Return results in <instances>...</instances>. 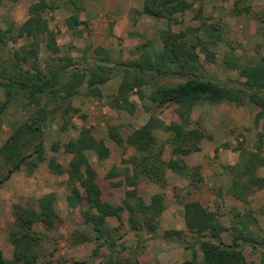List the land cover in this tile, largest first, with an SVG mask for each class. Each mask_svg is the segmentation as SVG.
I'll return each instance as SVG.
<instances>
[{"label": "trees", "instance_id": "1", "mask_svg": "<svg viewBox=\"0 0 264 264\" xmlns=\"http://www.w3.org/2000/svg\"><path fill=\"white\" fill-rule=\"evenodd\" d=\"M18 2L19 0H9ZM55 0H37L29 7V17L21 25L13 24L7 29L0 25V90L5 100L0 104V117L18 96L23 97L27 106H33L30 118L19 123L0 148L4 174L0 176V189L24 166L37 168L47 161L45 150V128L48 122L59 115L66 123L65 129L72 126L71 115L79 112L71 105L72 97L86 86V95L102 98L101 86L106 84L114 73L122 72V81L111 106L118 110L134 111L130 101L132 94L140 99L148 98L155 108L176 106L179 109L180 122L166 124L157 116H151L140 130H134L124 136L117 126L108 128L109 138L120 147H132L135 154L125 160L127 166L122 172L111 171L107 178L123 177L115 185H126L125 198L121 204H112L105 198V191L98 180V173L92 166L88 152L96 153L99 160L110 156L105 141L98 139L92 128L82 127L78 138L60 145H52V151L60 149L70 154L68 166L61 164L57 157L50 160V169L54 174L67 175L66 201L70 211L84 208L82 227L75 233L74 244L95 243V253L108 248L111 254L102 264H140L138 252L129 249L133 258H122L113 251L124 238L123 213L128 212L130 231L136 234L146 233L151 239L179 242L185 247L198 246L202 253L203 264H247V258L240 240L250 242L247 234L240 233L238 226L232 243L222 241V233L229 229L218 221L216 211L210 210L198 200L183 203L185 230L170 229L159 234L161 215L166 210L165 195L157 193L149 202L140 194L139 186L143 180L151 181L161 188L167 185V170L181 177L191 178L195 186L200 180V168L189 167L184 157L200 151L201 142L209 137L199 125L191 126V116L195 107L206 103H229L241 106L249 103L259 109L257 120L264 115V56L256 62L240 64L227 57L225 64L238 72L239 80H204L198 77L204 63H214L216 52L212 49L222 36L214 30H206L208 40L199 35L200 28H186L175 32L172 26L181 22L180 16L193 8L188 0H145L139 13L156 19H166L168 28L160 32L162 48L155 50L152 42H146L135 48L137 57L128 62H119L108 66L109 56L98 48L96 53L104 55L100 63L93 62L85 68H79L74 58L61 57L58 44V31L51 30L46 14L55 8ZM70 4L78 10L77 0ZM58 7V6H57ZM72 30L83 25L78 15H72L65 21ZM21 39L26 44L5 57L8 43ZM46 43L50 60L41 66L40 53L42 43ZM4 55V56H3ZM202 57L203 60H202ZM145 88L150 91L148 94ZM156 130L170 133L167 143L171 146V158L164 159L165 145H159ZM217 150V149H216ZM241 161L231 168L233 183L229 193L244 200V192L252 188L261 189L264 180L257 176V170L264 166V132L258 134L254 151L248 155L241 153ZM58 195L49 192L37 201V208L17 206L14 211L15 225L10 231V243L13 247L12 259H6L0 252V264H41L46 258L43 234L36 230L38 225L53 229L60 221L57 211ZM119 225L111 226L110 220ZM192 234L193 241H185ZM53 255V253L51 254ZM191 264V262H189ZM264 264V260L261 262Z\"/></svg>", "mask_w": 264, "mask_h": 264}, {"label": "rangeland", "instance_id": "2", "mask_svg": "<svg viewBox=\"0 0 264 264\" xmlns=\"http://www.w3.org/2000/svg\"><path fill=\"white\" fill-rule=\"evenodd\" d=\"M37 0H19L12 2L0 0V25L3 29L13 24L21 25L29 17V7ZM145 0H77L79 9L70 4V0H55V8L46 14L51 30L58 31L60 56L74 58L79 68H85L93 62L102 60L104 55L96 53L98 48L109 56L108 66L119 62H128L137 57L135 48L146 42H152L155 50L162 48L160 32L168 28L166 19H156L139 13ZM193 8L180 16L181 22L173 25L172 30L180 32L186 28H200L199 35L208 40L206 30L212 29L222 36L212 49L217 58L214 63H204L198 77L204 80H239L238 72L225 64L227 57L240 64L256 62L264 56V0H188ZM58 6V7H57ZM72 15H78L84 22L76 31L70 30L65 21ZM26 44L25 39L8 43L5 57ZM4 56V55H3ZM46 43H42L40 63L45 67L50 60ZM204 57H202L203 60ZM242 80V79H241ZM122 81V72H116L101 86L102 98L86 95V86L71 99V105L79 110L71 115L72 126L65 129L66 123L59 115L47 123L45 128V150L47 161L37 168L24 166L15 173L0 189V252L12 259L13 247L10 243V231L14 228V211L17 206L37 208L38 199L49 192L58 195L57 211L60 221L53 229L38 225L36 230L43 234L46 258L41 264H102L111 254L108 248L95 253V243L74 244L76 230L82 227L84 208L70 211L67 207L65 181L67 175L54 174L49 162L53 157L65 167L72 156L60 149L52 151V145L68 143L78 138L82 127L92 128L98 139L105 141L111 153L109 158L99 160L96 153L88 152L90 162L98 173V180L110 203L121 204L125 198L126 185L118 186L116 179L107 178L111 171L122 172L127 166L125 160L136 152L132 147H120L108 136V128L117 126L124 136L134 130H140L151 116H157L166 124L180 122L179 109L176 106L155 108L148 98L140 99L132 94L130 101L134 111L118 110L111 106ZM149 89L145 88L146 94ZM5 100L0 90V104ZM34 107L27 106L23 97L14 99L11 106L0 117V148L9 138L14 128L27 121ZM259 109L249 103L241 106L222 103H206L195 107L191 116V126H201L209 137L200 144V151L192 153L184 160L189 167L200 168L201 180L191 185V178L181 177L167 170L165 188L148 180L140 183V194L149 202L157 193L165 195L166 210L161 215L159 234L165 230H185L183 203L198 200L210 210L216 211L219 223L229 230L222 233L221 239L229 244L234 240V226L241 228L240 233L247 234L251 240L239 242L247 258V264H261L264 260V193L252 188L244 192L245 199L233 197L231 190L233 175L231 168L243 161L241 153L248 155L254 151L258 134L264 132V115L257 120ZM159 145H165L164 159L171 158V146L167 143L170 133L156 130ZM217 149V150H216ZM233 162H235L233 164ZM218 164V167H217ZM3 161L0 158V176L4 174ZM128 212L123 213L121 233L124 238L113 251L122 258H133L129 251L138 252L140 264H203L202 253L198 246L187 248L179 242L151 239L146 233L136 234L130 231ZM113 227L119 225L110 220ZM187 234L185 241H193ZM53 253V255H51Z\"/></svg>", "mask_w": 264, "mask_h": 264}, {"label": "crops", "instance_id": "3", "mask_svg": "<svg viewBox=\"0 0 264 264\" xmlns=\"http://www.w3.org/2000/svg\"><path fill=\"white\" fill-rule=\"evenodd\" d=\"M235 162H233V164H234ZM235 165V164H234ZM217 167H218V164H217ZM257 176L259 177V178H261V179H263L264 180V166L263 167H260L258 170H257ZM262 193H264V186H263V188H262Z\"/></svg>", "mask_w": 264, "mask_h": 264}]
</instances>
